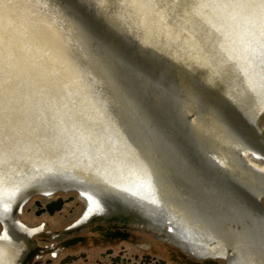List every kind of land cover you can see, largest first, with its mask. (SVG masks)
I'll return each mask as SVG.
<instances>
[{
	"label": "water",
	"instance_id": "water-1",
	"mask_svg": "<svg viewBox=\"0 0 264 264\" xmlns=\"http://www.w3.org/2000/svg\"><path fill=\"white\" fill-rule=\"evenodd\" d=\"M263 118L264 0H0L3 217L100 193L264 264Z\"/></svg>",
	"mask_w": 264,
	"mask_h": 264
},
{
	"label": "flooded vegetation",
	"instance_id": "flooded-vegetation-1",
	"mask_svg": "<svg viewBox=\"0 0 264 264\" xmlns=\"http://www.w3.org/2000/svg\"><path fill=\"white\" fill-rule=\"evenodd\" d=\"M4 222L12 230L13 264H242L176 235L169 224L136 221L87 196L33 197Z\"/></svg>",
	"mask_w": 264,
	"mask_h": 264
},
{
	"label": "rangeland",
	"instance_id": "rangeland-1",
	"mask_svg": "<svg viewBox=\"0 0 264 264\" xmlns=\"http://www.w3.org/2000/svg\"><path fill=\"white\" fill-rule=\"evenodd\" d=\"M262 124H263V128H264V118H263V122H262ZM59 193H61V192H59ZM58 193V194H59ZM67 194H71V195H74V196H76V197H82V196H80L79 194H78V191H71V192H69V193H67ZM25 219H26V221L29 219V216L28 215H26L25 216Z\"/></svg>",
	"mask_w": 264,
	"mask_h": 264
},
{
	"label": "bare ground",
	"instance_id": "bare-ground-1",
	"mask_svg": "<svg viewBox=\"0 0 264 264\" xmlns=\"http://www.w3.org/2000/svg\"><path fill=\"white\" fill-rule=\"evenodd\" d=\"M47 195H51V194H47Z\"/></svg>",
	"mask_w": 264,
	"mask_h": 264
}]
</instances>
